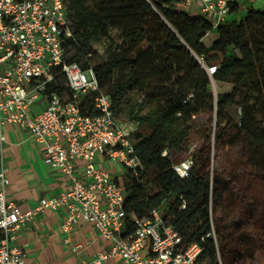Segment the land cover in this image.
Returning a JSON list of instances; mask_svg holds the SVG:
<instances>
[{
    "label": "trees",
    "instance_id": "obj_1",
    "mask_svg": "<svg viewBox=\"0 0 264 264\" xmlns=\"http://www.w3.org/2000/svg\"><path fill=\"white\" fill-rule=\"evenodd\" d=\"M181 1L65 0L73 34L66 59L91 66L114 116L135 125L130 139L141 168L121 170L128 219L157 208L185 242L201 246L203 264H233L242 238L233 226L216 229L219 196L209 176L182 178L173 164L194 117L211 111L218 124L228 122L224 139L246 146L247 169L264 180V9L251 5L241 18L227 19L206 45L211 23L176 8ZM57 80L66 89L60 70ZM212 82L231 88L214 93Z\"/></svg>",
    "mask_w": 264,
    "mask_h": 264
},
{
    "label": "built area",
    "instance_id": "obj_2",
    "mask_svg": "<svg viewBox=\"0 0 264 264\" xmlns=\"http://www.w3.org/2000/svg\"><path fill=\"white\" fill-rule=\"evenodd\" d=\"M236 3L238 0L180 2L185 11L196 5L211 23L213 29L206 36L228 19ZM72 35L65 0H0V129L6 122L27 128L42 144L43 162L58 170L69 185L42 197L36 210L22 211L7 197L9 178L1 162L0 264H26L25 249L13 243L15 231L38 210L61 207L67 209L62 225L66 245L71 244L70 233L82 220L110 243L81 264H110L113 258L132 264H203L201 246L185 242L159 209L128 219L121 172L111 171L107 163L136 172L141 161L135 155L130 131L114 116L111 98L101 89L93 68L67 61L66 42ZM206 69L212 74L216 66ZM59 70L66 89L57 80ZM41 102L44 106L35 111ZM0 140H4L1 131ZM195 167L192 150L173 164L182 178L191 176ZM210 187L212 190L211 179ZM71 247L76 251L80 245Z\"/></svg>",
    "mask_w": 264,
    "mask_h": 264
},
{
    "label": "crops",
    "instance_id": "obj_3",
    "mask_svg": "<svg viewBox=\"0 0 264 264\" xmlns=\"http://www.w3.org/2000/svg\"><path fill=\"white\" fill-rule=\"evenodd\" d=\"M43 106L44 102L39 103L35 111ZM0 131L4 135V140H0V165L1 162L5 165L9 178L7 197L22 211L36 210L42 197L69 187L67 179L58 170L43 162L42 144L27 128L16 122H6ZM108 167L118 172L117 167ZM66 213V207L38 210L15 231L13 243L25 249L26 264H81L109 246V241L101 238L93 225L84 220L70 233L71 244L66 245L62 227ZM72 245L80 247L73 251ZM110 264L132 263L113 258Z\"/></svg>",
    "mask_w": 264,
    "mask_h": 264
},
{
    "label": "rangeland",
    "instance_id": "obj_4",
    "mask_svg": "<svg viewBox=\"0 0 264 264\" xmlns=\"http://www.w3.org/2000/svg\"><path fill=\"white\" fill-rule=\"evenodd\" d=\"M238 2L239 10L230 13L228 19L241 18L251 5L264 9V0ZM176 8L181 9V4ZM186 12L191 16L200 15L194 4ZM216 36V31L206 36V45H210ZM211 88L214 93H218L229 91L231 86L212 82ZM129 95L134 96L133 93ZM227 123L218 124L216 114L211 111L195 116L188 142L176 158H183L188 150H192L196 161L194 172L208 175L213 181L214 191L219 196L212 207L216 229L233 226L238 229L236 234L242 238L235 247L237 258L233 264L247 260L264 264V180L258 179L253 170L247 169L246 146L224 139L223 131ZM125 126L128 131L135 127L134 124ZM206 135L210 137L209 142ZM107 166L117 167L118 173L122 170V166L111 162Z\"/></svg>",
    "mask_w": 264,
    "mask_h": 264
},
{
    "label": "water",
    "instance_id": "obj_5",
    "mask_svg": "<svg viewBox=\"0 0 264 264\" xmlns=\"http://www.w3.org/2000/svg\"><path fill=\"white\" fill-rule=\"evenodd\" d=\"M162 1H167V0H162Z\"/></svg>",
    "mask_w": 264,
    "mask_h": 264
}]
</instances>
